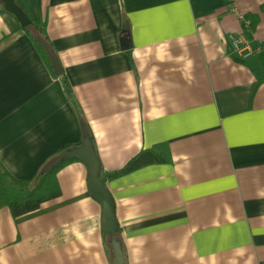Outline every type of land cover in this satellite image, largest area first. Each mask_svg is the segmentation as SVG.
<instances>
[{
  "label": "crops",
  "instance_id": "0c3cea01",
  "mask_svg": "<svg viewBox=\"0 0 264 264\" xmlns=\"http://www.w3.org/2000/svg\"><path fill=\"white\" fill-rule=\"evenodd\" d=\"M16 3L45 22L73 101L0 2L2 166L34 180L82 144V124L102 176L166 144L169 162L104 183L127 264H264V0ZM87 176L71 161L59 198L17 219L0 209V264H112Z\"/></svg>",
  "mask_w": 264,
  "mask_h": 264
},
{
  "label": "trees",
  "instance_id": "16d2710c",
  "mask_svg": "<svg viewBox=\"0 0 264 264\" xmlns=\"http://www.w3.org/2000/svg\"><path fill=\"white\" fill-rule=\"evenodd\" d=\"M23 29L34 43V47H36L41 53L43 60H45L52 72L51 62L48 59L49 57L40 44V40H45L48 44L50 43L47 34L45 33V22H32L29 27ZM56 77L61 79L64 91L68 96L67 98L73 101L71 88L70 85H68L69 83L66 76L62 73L60 76ZM81 122L83 123V121ZM82 126L84 136L90 137L84 124H82ZM166 146V144L155 145V147L153 146L129 160L121 170L105 176H99L105 183L107 180L114 179L124 174H130L131 172L148 165L167 163L170 161V156L168 153V147ZM69 148L71 147L64 148L58 152L56 159L58 155ZM56 159L42 168L32 181L15 179V177H13L0 162V209L7 207L10 210L13 219H17L38 211L43 203L49 201L52 202V200L59 198L61 191H59L60 189L56 178L57 173L66 165V163L75 160H62L57 162Z\"/></svg>",
  "mask_w": 264,
  "mask_h": 264
},
{
  "label": "water",
  "instance_id": "95a60500",
  "mask_svg": "<svg viewBox=\"0 0 264 264\" xmlns=\"http://www.w3.org/2000/svg\"><path fill=\"white\" fill-rule=\"evenodd\" d=\"M3 5V9L12 14L16 18V22H19L21 28H27L32 24L31 19L24 12L19 5H17L16 0H0ZM127 36L122 38V48L127 50L130 48V43ZM41 47L44 48L48 55V59L51 61L53 73L57 76L61 75L63 72L60 60L54 53L52 47H50L45 40H40ZM94 144L90 137L85 136L83 142L80 146L67 150L62 153L58 161L62 160H76L81 162L87 167L88 171V190L94 200L99 202L102 207V231L104 234L112 237L111 247L113 254L112 264H127L125 255L123 254V249L121 242L118 241L116 235L119 233L120 228H118V222L116 220L115 207L112 195L109 190L106 189V185L100 178V163L97 158L96 152L94 150Z\"/></svg>",
  "mask_w": 264,
  "mask_h": 264
},
{
  "label": "built area",
  "instance_id": "2783aa9c",
  "mask_svg": "<svg viewBox=\"0 0 264 264\" xmlns=\"http://www.w3.org/2000/svg\"><path fill=\"white\" fill-rule=\"evenodd\" d=\"M236 11V10H234ZM238 18L243 20L244 17L238 13ZM230 42L232 47V52L238 55L240 58H247L253 53V49H251L250 45L241 39V37L230 36Z\"/></svg>",
  "mask_w": 264,
  "mask_h": 264
}]
</instances>
